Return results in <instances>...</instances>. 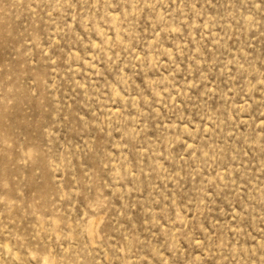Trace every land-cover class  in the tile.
I'll use <instances>...</instances> for the list:
<instances>
[{
  "label": "rangeland",
  "instance_id": "obj_1",
  "mask_svg": "<svg viewBox=\"0 0 264 264\" xmlns=\"http://www.w3.org/2000/svg\"><path fill=\"white\" fill-rule=\"evenodd\" d=\"M0 264H264V0H0Z\"/></svg>",
  "mask_w": 264,
  "mask_h": 264
}]
</instances>
